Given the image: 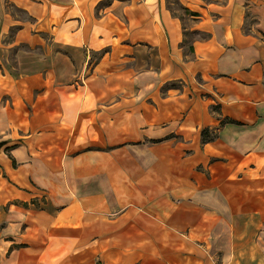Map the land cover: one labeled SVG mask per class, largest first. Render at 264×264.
Segmentation results:
<instances>
[{"label": "crops", "instance_id": "1", "mask_svg": "<svg viewBox=\"0 0 264 264\" xmlns=\"http://www.w3.org/2000/svg\"><path fill=\"white\" fill-rule=\"evenodd\" d=\"M0 225V264H264V0H0Z\"/></svg>", "mask_w": 264, "mask_h": 264}, {"label": "trees", "instance_id": "2", "mask_svg": "<svg viewBox=\"0 0 264 264\" xmlns=\"http://www.w3.org/2000/svg\"><path fill=\"white\" fill-rule=\"evenodd\" d=\"M201 134V140L202 141H206V140H210L213 139L216 136V133L213 132L212 134L209 133V130L207 128H203L200 131Z\"/></svg>", "mask_w": 264, "mask_h": 264}, {"label": "rangeland", "instance_id": "3", "mask_svg": "<svg viewBox=\"0 0 264 264\" xmlns=\"http://www.w3.org/2000/svg\"><path fill=\"white\" fill-rule=\"evenodd\" d=\"M11 11L13 12V13H15V10L14 9H12L11 8ZM16 14L18 15V17H20V18H24V17H26L23 13H21V12H16ZM1 226V225H0Z\"/></svg>", "mask_w": 264, "mask_h": 264}]
</instances>
